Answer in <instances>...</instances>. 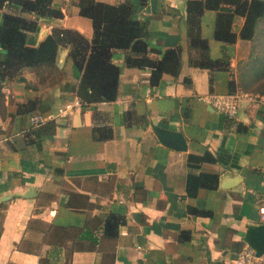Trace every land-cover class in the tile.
Returning <instances> with one entry per match:
<instances>
[{
    "label": "crops",
    "instance_id": "1",
    "mask_svg": "<svg viewBox=\"0 0 264 264\" xmlns=\"http://www.w3.org/2000/svg\"><path fill=\"white\" fill-rule=\"evenodd\" d=\"M76 1L52 0L59 17L23 11L37 21L27 42L37 45L53 28L90 38L91 20ZM131 2L132 17L147 24L150 56L180 47L176 76L163 73L150 85L151 68L127 66L124 51L114 49L116 98L46 118L41 123H53L41 133L32 131L40 123L30 116H47L76 94L81 70L68 47L58 49L57 69L25 67L0 77V264H236L247 225L261 222L264 74L246 64L261 38L214 36L217 12L230 5L203 10L192 28L186 0ZM4 12L20 11L5 2L0 23ZM243 21L234 14L231 30L238 34ZM192 31L206 47L191 44ZM224 52L228 69L198 64ZM5 55L0 45V59ZM232 91L256 96L242 97L233 117L203 98ZM153 124L181 131L186 149L161 143ZM206 151L214 160L190 169L188 154ZM190 170L218 174L217 186L189 193Z\"/></svg>",
    "mask_w": 264,
    "mask_h": 264
},
{
    "label": "trees",
    "instance_id": "2",
    "mask_svg": "<svg viewBox=\"0 0 264 264\" xmlns=\"http://www.w3.org/2000/svg\"><path fill=\"white\" fill-rule=\"evenodd\" d=\"M5 2L17 7L20 12H4L3 21L0 23V45L6 50L5 58L0 59L1 78L18 74L25 67L57 69L56 57L61 46L68 47V56L81 70L75 92L84 103L116 98L120 66L112 59L114 49L124 51V61L127 66H149L151 68L150 85L157 84L163 73L176 76L179 72V46L166 48L160 57L150 56L147 24L143 20L132 17L131 0L118 3L77 0L78 13L91 20L93 30L91 37L87 38L79 31L70 28H53L37 45L28 43L26 40L27 33L36 30L37 21L23 15L22 12H36L46 17H59L62 15L61 10L52 6V0H0V6ZM224 4L232 6V9L217 12L214 36L225 42H233L238 36L245 39L260 37L261 41L258 44L260 48L254 45V48L257 47L255 49L257 52L246 64L255 72V75L264 74V25L260 26L262 22L264 23V0H186L188 19L192 28L198 27L203 10L219 9V6ZM234 14L244 16L238 34L231 30ZM193 33L192 31L191 44L206 47L207 39ZM198 64L210 69L229 68V60L225 52L220 58L212 59L207 56ZM229 85L233 86L232 80L229 81ZM45 122L34 127L32 131L44 132L45 126L53 123L48 120ZM204 160L212 161L214 157L206 151L201 154L189 153L187 158L190 169L197 167ZM217 183L218 174L216 173L190 170L187 174V187L192 194L200 185L212 188L217 186ZM195 212L206 211L195 209ZM109 217L117 218L118 216L110 214Z\"/></svg>",
    "mask_w": 264,
    "mask_h": 264
},
{
    "label": "built area",
    "instance_id": "3",
    "mask_svg": "<svg viewBox=\"0 0 264 264\" xmlns=\"http://www.w3.org/2000/svg\"><path fill=\"white\" fill-rule=\"evenodd\" d=\"M242 97H247L250 100H255L256 96L247 95L243 92L232 91L227 93L212 92L203 96V98L210 103L217 111L226 114L228 116H235L238 110L239 100ZM83 104V100L78 94H74L70 99L65 101L63 105L49 114H32L30 120L33 123H41L46 118L65 117L70 115L76 107ZM257 213L259 220L264 222V202L257 205ZM236 264H264V251L257 255L255 250L247 243L238 251Z\"/></svg>",
    "mask_w": 264,
    "mask_h": 264
},
{
    "label": "water",
    "instance_id": "4",
    "mask_svg": "<svg viewBox=\"0 0 264 264\" xmlns=\"http://www.w3.org/2000/svg\"><path fill=\"white\" fill-rule=\"evenodd\" d=\"M157 138L166 146L178 150L186 149V140L181 131L153 124ZM243 240L250 245L257 255L264 251V222L249 223L243 235Z\"/></svg>",
    "mask_w": 264,
    "mask_h": 264
},
{
    "label": "rangeland",
    "instance_id": "5",
    "mask_svg": "<svg viewBox=\"0 0 264 264\" xmlns=\"http://www.w3.org/2000/svg\"><path fill=\"white\" fill-rule=\"evenodd\" d=\"M263 25H264V23L262 22V23H261V27H263ZM259 48H260V47H258V49H259Z\"/></svg>",
    "mask_w": 264,
    "mask_h": 264
}]
</instances>
